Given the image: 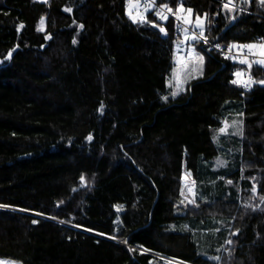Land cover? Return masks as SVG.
<instances>
[{"label":"trees","instance_id":"16d2710c","mask_svg":"<svg viewBox=\"0 0 264 264\" xmlns=\"http://www.w3.org/2000/svg\"><path fill=\"white\" fill-rule=\"evenodd\" d=\"M155 3L204 17L215 46L193 42L198 71L176 96L170 14L0 0V257L264 264V66L224 52L264 42V4Z\"/></svg>","mask_w":264,"mask_h":264},{"label":"rangeland","instance_id":"374dc122","mask_svg":"<svg viewBox=\"0 0 264 264\" xmlns=\"http://www.w3.org/2000/svg\"><path fill=\"white\" fill-rule=\"evenodd\" d=\"M39 2H44L45 0H36ZM141 3V1H140ZM139 3V4H140ZM139 4H136V0H133V2L130 4L128 0L127 4V13L129 15V12L131 11V15L136 17L137 21L141 20V17L146 16L147 12L151 11L153 7L148 8V10L145 9V6L143 8H140ZM168 13L179 23L182 25V37L180 42L176 44L175 47V53H176V69L172 72L171 79L168 80V84H171V87L173 91H176L178 88L181 89L182 86L184 85L187 77L189 75H195L196 72L198 71V63L196 60V55H195V48L192 45L193 42L198 40V37H196L194 32V28H197L195 31L200 32L199 35L200 37H203V31H204V25H205V19L204 17H196L193 19L191 11L185 10L183 8H179L175 13H173L171 10H167ZM168 14L162 13V17H166ZM164 19V18H162ZM193 27V28H192ZM189 31V32H188ZM190 39L191 43L188 42ZM239 45H234L231 47V51L233 53L236 52L238 49ZM255 47L257 45H254ZM255 47L249 49L247 47L239 46L245 54H243L245 57L240 58L241 56H236L237 60H243L246 63H249V60L251 59H257L256 57V51ZM259 53L261 56H264V43L259 44ZM191 61V62H189ZM237 73H240V75H237ZM236 73V80L238 82H245L247 78V73L245 71H239ZM237 122V121H236ZM228 129V126L226 127L225 130ZM226 161L219 160L218 164L219 166H225ZM165 262L168 264H185L182 263L179 260L175 259H164ZM0 264H24L21 261L10 259V258H5V257H0Z\"/></svg>","mask_w":264,"mask_h":264},{"label":"built area","instance_id":"2783aa9c","mask_svg":"<svg viewBox=\"0 0 264 264\" xmlns=\"http://www.w3.org/2000/svg\"><path fill=\"white\" fill-rule=\"evenodd\" d=\"M140 1H141V3L139 4L140 8H143L145 5H147V4L149 3V0H140ZM154 8H156V13H157V15H158V13H159V16H161L162 13L169 14L168 11H167L165 8H163V7H161V6H158L156 3H155V6H153V9H154ZM162 33H165V31L162 32ZM193 33H195V35L198 37L199 40H202L203 42H205L206 44H208V45L210 46V48H215V46H213L212 44H210V42H208L207 39H203L202 37H200L201 35H199V32H198V31H195V30H194ZM261 42H262L261 39H258V42H257V43L250 44V45H257V46L255 47V51H257L258 46H259V44H260ZM224 52H225V54H228V55L233 56L235 59L237 58L236 56H241V57H240L241 59L245 57V56L243 55V54H245V52H244L241 48H239V47H238V49L236 50L235 53H233V52L231 51V48H229L227 51H224ZM252 60H255V61H256L257 59H254V58H253ZM263 65H264V64H263Z\"/></svg>","mask_w":264,"mask_h":264},{"label":"snow or ice","instance_id":"6c2138e0","mask_svg":"<svg viewBox=\"0 0 264 264\" xmlns=\"http://www.w3.org/2000/svg\"><path fill=\"white\" fill-rule=\"evenodd\" d=\"M133 2V0H129V3L131 4ZM260 2L262 3V4H264V0H260ZM140 3V0H136V4L138 5ZM231 4V0H229V3H227V4H225L224 5V7H225V9H228V10H231L230 8H229V5ZM153 6H155V0H149V3L147 4V5H145V9L146 10H148V8H150V7H153ZM191 10H189V12H190ZM158 15H159V13H158ZM129 17H130V19H132V21H133V23H137V19H136V17H134V16H132L131 15V11L129 12ZM162 18H164V19H166V17H162ZM140 22H147L146 21V19L144 18V17H141V21ZM44 23V21H43V19L41 20V24H43ZM153 26H156V25H153ZM160 31L161 32H164L165 31V29L163 28V27H161L160 28ZM75 42V41H74ZM244 47H247V48H249V49H251V48H253V47H255L254 45H245ZM202 59V58H201ZM243 62V61H242ZM237 75H240V73H237ZM233 83H236V81H233ZM169 86H171V84L169 85ZM180 89L178 88L176 91H173L171 94L173 95V96H176L177 94H178V91H179ZM165 99H167L166 97H165ZM221 131H223V130H221ZM89 139H91V137H89ZM81 183L82 184H84L85 183V178L82 176L81 177ZM33 223H36V221H33Z\"/></svg>","mask_w":264,"mask_h":264},{"label":"crops","instance_id":"0c3cea01","mask_svg":"<svg viewBox=\"0 0 264 264\" xmlns=\"http://www.w3.org/2000/svg\"><path fill=\"white\" fill-rule=\"evenodd\" d=\"M188 42H190L191 43V41H190V39H189V41ZM262 43H264V42H262ZM261 43V44H262ZM259 47V46H258ZM256 57H257V60L255 61V60H251L250 59V61L252 62V63H259V64H264V56L262 55L261 56V54L259 53V48L257 49V51H256Z\"/></svg>","mask_w":264,"mask_h":264},{"label":"bare ground","instance_id":"6f19581e","mask_svg":"<svg viewBox=\"0 0 264 264\" xmlns=\"http://www.w3.org/2000/svg\"><path fill=\"white\" fill-rule=\"evenodd\" d=\"M193 28V27H192ZM181 30V29H180ZM189 32V31H188ZM200 33V32H199ZM177 35H179V34H177ZM204 35V34H203ZM197 37V36H196ZM203 38V37H202ZM194 46V45H193ZM195 47V46H194ZM208 47V46H207ZM213 50V49H212ZM251 73V72H250ZM248 74V73H247ZM251 75V74H250ZM249 79V78H248ZM247 79V80H248ZM246 82H248V81H246ZM243 85H244V83H243ZM248 86V85H247Z\"/></svg>","mask_w":264,"mask_h":264}]
</instances>
